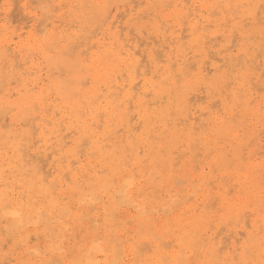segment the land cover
<instances>
[{"label": "bare ground", "instance_id": "1", "mask_svg": "<svg viewBox=\"0 0 264 264\" xmlns=\"http://www.w3.org/2000/svg\"><path fill=\"white\" fill-rule=\"evenodd\" d=\"M0 264H264V0H0Z\"/></svg>", "mask_w": 264, "mask_h": 264}, {"label": "rangeland", "instance_id": "2", "mask_svg": "<svg viewBox=\"0 0 264 264\" xmlns=\"http://www.w3.org/2000/svg\"><path fill=\"white\" fill-rule=\"evenodd\" d=\"M17 13L18 12H15L14 13V15L16 14L17 15ZM15 15V16H16ZM18 17V16H17ZM15 19L14 20H16V17H14ZM21 17H19V19L17 18V23H19V25L15 22V27L17 28V30H20V28H23V27H25L26 25H25V23L22 21V18L20 19ZM19 20V21H18ZM20 20L22 21L21 23H20ZM23 23V24H22ZM14 25V24H13ZM25 25V26H24ZM18 26V27H17ZM14 27V26H13Z\"/></svg>", "mask_w": 264, "mask_h": 264}, {"label": "snow or ice", "instance_id": "3", "mask_svg": "<svg viewBox=\"0 0 264 264\" xmlns=\"http://www.w3.org/2000/svg\"><path fill=\"white\" fill-rule=\"evenodd\" d=\"M26 7H31V6H26ZM36 7L40 8V7H47V5H44V4H38L36 5Z\"/></svg>", "mask_w": 264, "mask_h": 264}]
</instances>
